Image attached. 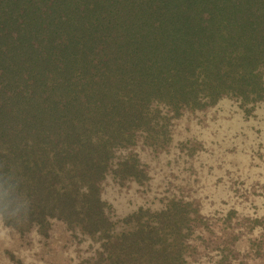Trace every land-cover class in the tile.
<instances>
[{"label": "trees", "instance_id": "16d2710c", "mask_svg": "<svg viewBox=\"0 0 264 264\" xmlns=\"http://www.w3.org/2000/svg\"><path fill=\"white\" fill-rule=\"evenodd\" d=\"M223 98L264 101V0H0L1 220L62 222L98 264H187L186 205L117 229L102 183L145 177L127 149Z\"/></svg>", "mask_w": 264, "mask_h": 264}, {"label": "rangeland", "instance_id": "374dc122", "mask_svg": "<svg viewBox=\"0 0 264 264\" xmlns=\"http://www.w3.org/2000/svg\"><path fill=\"white\" fill-rule=\"evenodd\" d=\"M164 139L127 149L145 177L111 173L102 183L116 228L140 209L152 214L178 202L193 226L187 264H264V101L245 107L223 98L185 111ZM99 246L59 221L45 234H21L0 218V264H98Z\"/></svg>", "mask_w": 264, "mask_h": 264}]
</instances>
